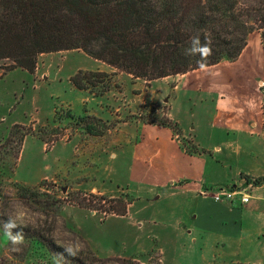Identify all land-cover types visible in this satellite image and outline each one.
<instances>
[{
	"label": "rangeland",
	"instance_id": "374dc122",
	"mask_svg": "<svg viewBox=\"0 0 264 264\" xmlns=\"http://www.w3.org/2000/svg\"><path fill=\"white\" fill-rule=\"evenodd\" d=\"M7 66L9 62H0V222L15 218L19 228L30 229L29 235L33 230L41 232L57 249L78 245L77 256L87 264L135 260L138 264H232L239 263L234 257L246 256V249L258 245L255 238L237 234L240 213L219 211L211 199L195 200L171 188L173 180L179 185L180 177L189 174V167L203 164L192 159L190 165L177 154L178 148L192 152L199 149L194 141L206 145L222 137L223 131L211 123L217 105L214 94L193 89L189 94L176 93L180 76L153 82L135 79L82 51L41 55L33 74L22 69L4 73ZM231 67L223 73L235 75L233 84L249 92L255 70L241 61ZM215 71L207 68L189 74L206 76ZM89 72L112 76L110 90L103 96L100 87L82 91L73 85L80 73ZM60 109L72 111L76 118L96 117L105 127L95 136L64 113L56 122ZM155 119L167 120L177 129L144 122ZM16 125L22 127L18 133L32 131L18 157L16 134L12 146L5 145ZM207 155L201 175L212 179L223 162ZM242 179L245 182L238 187L250 188L251 195L264 184H256L262 178ZM15 183L31 187L39 196L19 199ZM122 196L129 202L125 217L116 214L120 203H110ZM84 200L89 208L80 207ZM88 250L93 259H86ZM54 254L27 238L12 246L0 223L4 264H55ZM58 264L77 263L58 258Z\"/></svg>",
	"mask_w": 264,
	"mask_h": 264
},
{
	"label": "trees",
	"instance_id": "16d2710c",
	"mask_svg": "<svg viewBox=\"0 0 264 264\" xmlns=\"http://www.w3.org/2000/svg\"><path fill=\"white\" fill-rule=\"evenodd\" d=\"M254 32L261 34L264 48V0H0V62H9L2 69L6 72L22 69L33 74L41 55L82 51L135 79L153 82L224 62L234 63ZM196 36L202 45L208 43L212 49L204 68L198 65L201 59L198 54H186L191 38ZM72 83L82 91L100 87L99 95L103 96L110 90L112 76L101 72L80 73ZM60 113L66 119L78 121L90 135L97 136L105 127L96 117L76 118L72 111L62 109L56 112V122L61 120ZM144 122L177 129L167 120ZM20 129L16 125L5 142L12 146L11 137L18 136L14 141L17 157L25 138L32 133H18ZM56 133L53 130L52 134ZM42 140L46 141L44 137ZM199 153L196 149L188 154ZM262 183L264 178L256 181L257 185ZM13 186L21 200L39 196L31 187L18 183ZM84 201L80 207L89 208ZM110 203H120L117 215H128L129 202L125 197ZM22 230L33 246L38 244L53 253L64 252L41 232L33 230L29 235L30 229ZM88 256L86 259L94 258L90 250ZM60 259L87 264L81 257H70L68 253ZM135 261L130 264H138ZM4 262L0 259V264Z\"/></svg>",
	"mask_w": 264,
	"mask_h": 264
},
{
	"label": "crops",
	"instance_id": "0c3cea01",
	"mask_svg": "<svg viewBox=\"0 0 264 264\" xmlns=\"http://www.w3.org/2000/svg\"><path fill=\"white\" fill-rule=\"evenodd\" d=\"M257 33L260 36L250 35L246 49L236 61H241L255 70L253 79H249V92L242 89L243 87L238 84H233L235 75L227 77L228 75L226 76L222 71L223 69L232 71L231 65L236 62L222 63L212 67L216 71L212 72L211 75L193 76L186 74L180 76L176 81L174 87L176 93L184 91L189 94L190 90L193 89L195 91H207L216 96L217 105L211 123L217 130L223 131L220 132L222 137L219 141L211 139L206 145L197 139V142L194 141V144L198 143L199 146L195 145L200 150L206 152L205 154L189 156L190 150L187 147H183V150L182 148L177 150V154L190 165L193 164L194 160L192 159L203 161V164H199L196 169L193 166L189 167L191 171L189 174L180 177L179 185L175 180L170 183L172 189L181 191L185 196L192 199L213 200L210 196H204L202 193L215 192L223 187L241 186L245 182L242 176L249 180L264 178V84L261 83L264 81V48L261 34ZM158 127L162 128L163 126L158 125ZM27 141L24 144L28 143ZM208 152L214 157V160L220 158L223 162L221 171L215 168L212 179L201 175L208 165L206 163ZM251 196L248 204H242L239 199L233 203L213 201L219 211L236 215L240 213L241 217L238 215L235 221L236 224L241 225L237 234L240 233L241 236L245 234L250 239L255 238L258 242L257 246L253 244L250 250L246 249V256L241 254L239 257H234V260L243 264H264V221H260V216L264 212V184L257 186L252 191ZM157 199L159 200L160 197ZM253 220L257 224H252L251 221ZM246 223L251 226L255 225L257 230L248 229ZM243 224L248 231L243 230L245 227ZM235 231L237 232V229ZM241 247H244L242 243Z\"/></svg>",
	"mask_w": 264,
	"mask_h": 264
},
{
	"label": "clouds",
	"instance_id": "9594fccd",
	"mask_svg": "<svg viewBox=\"0 0 264 264\" xmlns=\"http://www.w3.org/2000/svg\"><path fill=\"white\" fill-rule=\"evenodd\" d=\"M186 54L188 55H199L200 61H198V65L201 68L205 67V61L207 57L212 55V49L208 43L201 44L198 36L191 38V47L186 50ZM264 84V81L261 82ZM2 223V228L4 232V236L11 243L12 246H18L23 244L25 239V233L22 229L16 230L19 228L17 220L15 218L9 217L6 221L0 222ZM15 230V231H14ZM79 251V246H69L65 247L64 252L55 253L54 260L55 264H58V258L64 257L65 253H68L70 257L77 256Z\"/></svg>",
	"mask_w": 264,
	"mask_h": 264
},
{
	"label": "built area",
	"instance_id": "2783aa9c",
	"mask_svg": "<svg viewBox=\"0 0 264 264\" xmlns=\"http://www.w3.org/2000/svg\"><path fill=\"white\" fill-rule=\"evenodd\" d=\"M250 191V188H220L215 192H203L202 195L210 196L215 202L218 203H233L235 200L239 199L242 204H248L252 198Z\"/></svg>",
	"mask_w": 264,
	"mask_h": 264
}]
</instances>
